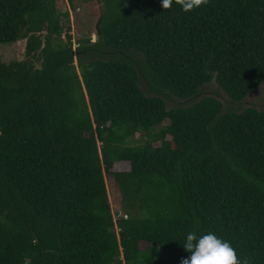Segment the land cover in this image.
Returning <instances> with one entry per match:
<instances>
[{"label": "trees", "instance_id": "16d2710c", "mask_svg": "<svg viewBox=\"0 0 264 264\" xmlns=\"http://www.w3.org/2000/svg\"><path fill=\"white\" fill-rule=\"evenodd\" d=\"M60 1L0 0V45L26 40L0 50V264H182L193 231L264 264V108L243 106L264 0H80L102 13L77 46Z\"/></svg>", "mask_w": 264, "mask_h": 264}, {"label": "rangeland", "instance_id": "374dc122", "mask_svg": "<svg viewBox=\"0 0 264 264\" xmlns=\"http://www.w3.org/2000/svg\"><path fill=\"white\" fill-rule=\"evenodd\" d=\"M59 5L61 10L70 12V17L63 19V22L66 26L70 27L69 33L73 36L75 46H77L78 41L89 36L92 37L93 40L97 39L96 28L100 14L102 13V6L99 1L92 2L90 4H83L80 0H78L76 6L71 8L68 0H61ZM0 50L2 58L5 62L22 60L26 58V40L22 39L13 44H1ZM37 66H40V63H37ZM216 90L221 92L220 87L215 82L206 87L207 92ZM172 105H176V102H173ZM246 105H254L259 108H264V85L248 97L243 106ZM138 136L139 134L136 135V139H138ZM167 138L169 139L170 136H167ZM159 144L160 141L156 143V145ZM106 177L113 211L117 217L125 215L126 210L122 202V197L120 195V191L118 190L116 180L108 174ZM143 245L146 246V244Z\"/></svg>", "mask_w": 264, "mask_h": 264}, {"label": "clouds", "instance_id": "9594fccd", "mask_svg": "<svg viewBox=\"0 0 264 264\" xmlns=\"http://www.w3.org/2000/svg\"><path fill=\"white\" fill-rule=\"evenodd\" d=\"M173 2L174 0H161L162 8L164 10L171 8ZM175 3L185 12H189L207 5L209 0H175ZM183 247L191 252V256L182 258V264H251V258H241L229 241L219 238L213 232L199 237L195 231L190 232Z\"/></svg>", "mask_w": 264, "mask_h": 264}, {"label": "water", "instance_id": "95a60500", "mask_svg": "<svg viewBox=\"0 0 264 264\" xmlns=\"http://www.w3.org/2000/svg\"><path fill=\"white\" fill-rule=\"evenodd\" d=\"M97 27L99 28V24L97 25Z\"/></svg>", "mask_w": 264, "mask_h": 264}]
</instances>
